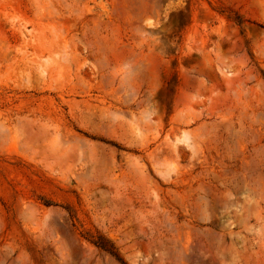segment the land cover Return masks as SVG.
<instances>
[{
    "label": "rangeland",
    "instance_id": "1",
    "mask_svg": "<svg viewBox=\"0 0 264 264\" xmlns=\"http://www.w3.org/2000/svg\"><path fill=\"white\" fill-rule=\"evenodd\" d=\"M123 263L264 264V0H0V264Z\"/></svg>",
    "mask_w": 264,
    "mask_h": 264
},
{
    "label": "trees",
    "instance_id": "2",
    "mask_svg": "<svg viewBox=\"0 0 264 264\" xmlns=\"http://www.w3.org/2000/svg\"><path fill=\"white\" fill-rule=\"evenodd\" d=\"M99 245H100V247L104 248L105 250H108V251L112 252L111 249H109V247H107L106 244H102V243H100ZM118 258H119V257H118ZM119 259H120V258H119ZM122 262H123V261H122ZM123 264H125V263H123Z\"/></svg>",
    "mask_w": 264,
    "mask_h": 264
}]
</instances>
